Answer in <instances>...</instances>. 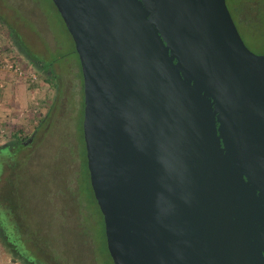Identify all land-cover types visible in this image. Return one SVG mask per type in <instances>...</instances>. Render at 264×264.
<instances>
[{
  "label": "water",
  "instance_id": "water-1",
  "mask_svg": "<svg viewBox=\"0 0 264 264\" xmlns=\"http://www.w3.org/2000/svg\"><path fill=\"white\" fill-rule=\"evenodd\" d=\"M52 1L114 264H264V53L226 0Z\"/></svg>",
  "mask_w": 264,
  "mask_h": 264
},
{
  "label": "rangeland",
  "instance_id": "rangeland-1",
  "mask_svg": "<svg viewBox=\"0 0 264 264\" xmlns=\"http://www.w3.org/2000/svg\"><path fill=\"white\" fill-rule=\"evenodd\" d=\"M1 1L9 19L23 29L28 46L47 61L56 60L62 70L70 73L69 63L78 62V54L53 1ZM258 16V23H238V27L247 46L260 54L264 52V12ZM0 49V129L31 126L44 111L52 92L16 58L1 32ZM10 63L18 70L9 69ZM83 116V100L79 103L69 99L67 106L61 105L42 143L23 161L14 182L18 192L13 198L23 224L37 233L45 248L62 264H114L87 171ZM76 194L86 204L85 228L93 241L95 256L89 254L85 238L75 229L80 216L74 204Z\"/></svg>",
  "mask_w": 264,
  "mask_h": 264
},
{
  "label": "flooded vegetation",
  "instance_id": "flooded-vegetation-1",
  "mask_svg": "<svg viewBox=\"0 0 264 264\" xmlns=\"http://www.w3.org/2000/svg\"><path fill=\"white\" fill-rule=\"evenodd\" d=\"M226 3L245 43L238 23L242 26L258 23V13L264 12V0H226ZM5 8L4 1L0 0V32L8 48L26 69L34 74L36 79L42 80L48 85L49 90L47 91L52 92V95L38 120L31 126L0 129V264H62L45 248L37 233L29 230L20 219L18 206L13 198L18 192L14 182L17 175L20 174L23 161L31 157L52 128L53 120L60 111L61 105L67 106L68 100L75 98L79 103L83 100L84 106V81L81 64L78 56V62L74 60L71 64L69 63L70 73H68L62 70L56 60L50 62L37 55L25 41L21 33L23 29L9 19ZM87 171L89 173V170ZM76 195L77 199L74 200V204H77L78 208L76 209L80 216L76 219L75 229L82 238H85L89 254L95 256V252H92L93 241L87 235L88 231L85 228L86 204L80 202L79 195ZM103 225L106 239L104 218ZM97 255H99L98 252Z\"/></svg>",
  "mask_w": 264,
  "mask_h": 264
},
{
  "label": "built area",
  "instance_id": "built-area-1",
  "mask_svg": "<svg viewBox=\"0 0 264 264\" xmlns=\"http://www.w3.org/2000/svg\"><path fill=\"white\" fill-rule=\"evenodd\" d=\"M0 51H1V49H0ZM8 63V62H7ZM7 67L9 68V69H13V70H15V71H17L18 70V67L17 68H15V66H14V63H10V64H7ZM20 74H22V72L20 71ZM34 75V74H33ZM1 87H2V85H0ZM1 105V104H0Z\"/></svg>",
  "mask_w": 264,
  "mask_h": 264
}]
</instances>
